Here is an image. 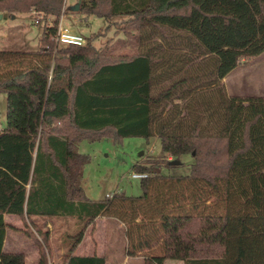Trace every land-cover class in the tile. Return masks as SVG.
<instances>
[{
  "label": "trees",
  "instance_id": "obj_1",
  "mask_svg": "<svg viewBox=\"0 0 264 264\" xmlns=\"http://www.w3.org/2000/svg\"><path fill=\"white\" fill-rule=\"evenodd\" d=\"M78 7L84 16L126 17L123 38L103 49L90 38L58 44L64 0H0V14L36 13L41 28L36 49L0 50V264H25L23 253L3 251L13 229L5 216L83 219L63 264H108L95 253L74 255L98 216L122 224L124 256L143 264H264V97L230 96L220 84L264 52V0ZM125 138H157L159 167L189 155L190 173L134 165L147 175L140 196L88 199L81 183L89 157L78 144ZM23 234L38 264H48V234L37 227Z\"/></svg>",
  "mask_w": 264,
  "mask_h": 264
},
{
  "label": "rangeland",
  "instance_id": "obj_2",
  "mask_svg": "<svg viewBox=\"0 0 264 264\" xmlns=\"http://www.w3.org/2000/svg\"><path fill=\"white\" fill-rule=\"evenodd\" d=\"M80 2L81 0H64V11L61 14L64 28L81 36L84 44H87L90 38L91 44L98 49L115 42L116 38H123L122 31L127 29L126 17L105 20L84 16L79 13ZM32 14L6 12L0 14V50L36 49L41 28L34 23L35 14ZM220 84L230 96L264 97V52L254 58L242 60L236 69L220 81ZM5 113L6 96L1 93V129L5 127ZM159 151V141L154 138L148 142L142 138H125L119 143L111 139L95 141L82 139L78 144V152L89 157V162L82 170L81 185L85 196L93 201L104 199L114 193H124L129 197L140 196L142 194L140 180L130 176L135 173L134 165L151 163L153 165L151 171L164 176H186L190 173L189 165L192 160L189 155L180 157L182 165L172 168L159 167L155 165L156 162H161ZM5 222L13 227L6 231L5 251L23 253L25 264H38L37 247L23 234L26 228L32 230L37 227L41 232H46L48 264H63V259L73 242L72 237L84 224L83 219L76 217H32L30 220L22 221L16 216H6ZM124 230L122 224L101 217L98 221L95 220L93 226L86 229L79 243L81 246L79 251L105 256L108 264H143L141 258L130 259L124 256L126 247ZM164 264L182 262L166 261Z\"/></svg>",
  "mask_w": 264,
  "mask_h": 264
},
{
  "label": "built area",
  "instance_id": "obj_3",
  "mask_svg": "<svg viewBox=\"0 0 264 264\" xmlns=\"http://www.w3.org/2000/svg\"><path fill=\"white\" fill-rule=\"evenodd\" d=\"M35 14L34 23L38 24L40 22V17L38 14ZM56 43L64 44V45H83L85 43L84 39L81 36L73 34L72 32L68 31L66 28L63 27V15L60 17L57 27V34H56ZM1 130V127H0ZM134 179H142L145 178L147 175L143 173H132L130 175ZM113 194H109L106 197L112 198Z\"/></svg>",
  "mask_w": 264,
  "mask_h": 264
},
{
  "label": "crops",
  "instance_id": "obj_4",
  "mask_svg": "<svg viewBox=\"0 0 264 264\" xmlns=\"http://www.w3.org/2000/svg\"><path fill=\"white\" fill-rule=\"evenodd\" d=\"M154 139H156L157 140V138H154ZM140 180V179H139ZM6 217V216H5ZM5 217H4V219H5ZM99 219H101V216H98L97 218H96V221H98ZM6 238H7V233H6V236H5V240H4V243H3V251L4 252H8V251H5V249H6V244H7V242H6ZM80 244L78 245V247H77V249H76V251H75V253H74V255H76V256H89V255H92V253H88V252H83V251H79L80 250ZM8 253H16V252H8ZM98 256H101V255H98ZM54 262L56 261V260H53Z\"/></svg>",
  "mask_w": 264,
  "mask_h": 264
},
{
  "label": "water",
  "instance_id": "obj_5",
  "mask_svg": "<svg viewBox=\"0 0 264 264\" xmlns=\"http://www.w3.org/2000/svg\"><path fill=\"white\" fill-rule=\"evenodd\" d=\"M0 18H1V15H0Z\"/></svg>",
  "mask_w": 264,
  "mask_h": 264
}]
</instances>
